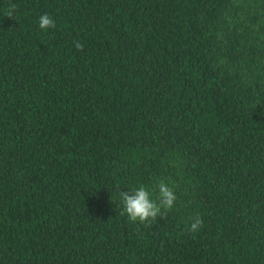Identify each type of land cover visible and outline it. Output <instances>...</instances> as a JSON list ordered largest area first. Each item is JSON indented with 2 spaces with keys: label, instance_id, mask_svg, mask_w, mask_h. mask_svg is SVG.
<instances>
[{
  "label": "trees",
  "instance_id": "16d2710c",
  "mask_svg": "<svg viewBox=\"0 0 264 264\" xmlns=\"http://www.w3.org/2000/svg\"><path fill=\"white\" fill-rule=\"evenodd\" d=\"M0 264H264V0H0Z\"/></svg>",
  "mask_w": 264,
  "mask_h": 264
},
{
  "label": "clouds",
  "instance_id": "9594fccd",
  "mask_svg": "<svg viewBox=\"0 0 264 264\" xmlns=\"http://www.w3.org/2000/svg\"><path fill=\"white\" fill-rule=\"evenodd\" d=\"M17 11L15 4H10L5 15L8 18H13ZM56 27L55 20L47 13L39 18V28L47 31ZM78 50L83 51V45L76 42ZM158 194L153 198V193L145 186L141 185L134 190L128 192H119V197L123 203V213L127 215L132 223L139 222L140 224L151 223L156 221L158 217L165 218L167 213L171 211L177 201V196L173 187L161 180L158 185ZM203 219L197 215L190 223L188 231L196 233L201 230Z\"/></svg>",
  "mask_w": 264,
  "mask_h": 264
}]
</instances>
